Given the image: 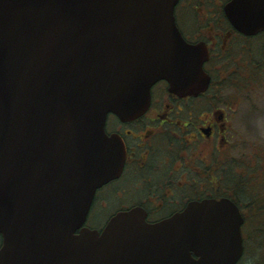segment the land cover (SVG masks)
<instances>
[{"label":"water","instance_id":"1","mask_svg":"<svg viewBox=\"0 0 264 264\" xmlns=\"http://www.w3.org/2000/svg\"><path fill=\"white\" fill-rule=\"evenodd\" d=\"M177 1L0 0V264L235 262L240 217L224 199L156 222L133 207L100 233L80 228L123 162L107 114L139 115L158 80L179 95L208 84L206 47L181 36ZM223 10L241 33L264 29V0H228Z\"/></svg>","mask_w":264,"mask_h":264},{"label":"flooded vegetation","instance_id":"2","mask_svg":"<svg viewBox=\"0 0 264 264\" xmlns=\"http://www.w3.org/2000/svg\"><path fill=\"white\" fill-rule=\"evenodd\" d=\"M191 1H177L174 22L186 41L205 45L207 87L197 94L179 95L168 89L165 80H158L139 115L122 119L107 114L104 131L121 143L123 162L119 174L94 192L88 214L96 203L104 214L97 223L86 217L81 228L100 233L111 215L133 207L141 208L148 222H156L183 211L191 201L227 199L241 218L242 251L235 264H264L259 161L255 172H249L246 161L238 163L243 153L235 144L240 119L252 114L246 104L253 97L234 90L244 82L246 87L258 84L264 103V29L249 35L236 30L223 10L227 0ZM218 222L219 229H225L221 227L225 219Z\"/></svg>","mask_w":264,"mask_h":264},{"label":"rangeland","instance_id":"3","mask_svg":"<svg viewBox=\"0 0 264 264\" xmlns=\"http://www.w3.org/2000/svg\"><path fill=\"white\" fill-rule=\"evenodd\" d=\"M195 3L196 1H191ZM241 96H248L250 99L248 105L250 108L247 109L249 113L243 119H240L239 133L235 136V144L240 148L239 151L243 153L240 157H237L238 163L240 160H244L248 163V171L255 172L256 162L259 161V178H261L262 183H259V191L264 192V103H260L259 100V85L256 84L252 87H246L244 82V87H236L234 89ZM243 108L240 109L242 111ZM245 114V113H244ZM250 117V118H248ZM259 148V151L257 152ZM236 164L233 162V165ZM97 203L94 204L92 211L89 212L87 216V221L89 223H97L100 217L104 214L105 211H98ZM106 213L104 219L108 216ZM264 228L259 229V237L263 233ZM257 233L253 231L252 234ZM255 243H256V238ZM260 241V238H259ZM252 244L254 241L252 240ZM250 259H253L250 257ZM250 264V262L248 263Z\"/></svg>","mask_w":264,"mask_h":264}]
</instances>
